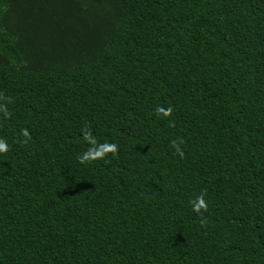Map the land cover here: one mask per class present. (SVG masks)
<instances>
[{
  "label": "trees",
  "instance_id": "trees-1",
  "mask_svg": "<svg viewBox=\"0 0 264 264\" xmlns=\"http://www.w3.org/2000/svg\"><path fill=\"white\" fill-rule=\"evenodd\" d=\"M0 139V264H264V0H0Z\"/></svg>",
  "mask_w": 264,
  "mask_h": 264
},
{
  "label": "clouds",
  "instance_id": "clouds-1",
  "mask_svg": "<svg viewBox=\"0 0 264 264\" xmlns=\"http://www.w3.org/2000/svg\"><path fill=\"white\" fill-rule=\"evenodd\" d=\"M156 111L157 113H163L164 116H167L170 114L171 109L170 108L164 109L163 107H158ZM24 134L27 135V132L25 131ZM85 138L90 140L91 143L93 144L95 143V141L91 140L90 137H85ZM173 144L175 145V142H173ZM7 148L8 145L6 144V142L3 139H0V152L7 151ZM115 150H116L115 144H104L99 146L98 148L89 149V151L86 152L82 157V162L90 159L103 158L107 152H115ZM177 152L181 156H183V152L179 149V147H177ZM191 203H192V210L197 213L201 212L202 209L207 208V203L202 195L196 197L195 200L192 201Z\"/></svg>",
  "mask_w": 264,
  "mask_h": 264
}]
</instances>
